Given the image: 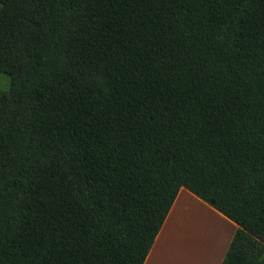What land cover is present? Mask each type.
I'll use <instances>...</instances> for the list:
<instances>
[{
    "label": "trees",
    "instance_id": "16d2710c",
    "mask_svg": "<svg viewBox=\"0 0 264 264\" xmlns=\"http://www.w3.org/2000/svg\"><path fill=\"white\" fill-rule=\"evenodd\" d=\"M0 264H146L185 187L264 264V0H0Z\"/></svg>",
    "mask_w": 264,
    "mask_h": 264
},
{
    "label": "crops",
    "instance_id": "0c3cea01",
    "mask_svg": "<svg viewBox=\"0 0 264 264\" xmlns=\"http://www.w3.org/2000/svg\"><path fill=\"white\" fill-rule=\"evenodd\" d=\"M236 224L180 187L145 258L146 264H220Z\"/></svg>",
    "mask_w": 264,
    "mask_h": 264
},
{
    "label": "rangeland",
    "instance_id": "374dc122",
    "mask_svg": "<svg viewBox=\"0 0 264 264\" xmlns=\"http://www.w3.org/2000/svg\"><path fill=\"white\" fill-rule=\"evenodd\" d=\"M10 83L9 75L6 73L0 72V88L7 89Z\"/></svg>",
    "mask_w": 264,
    "mask_h": 264
}]
</instances>
